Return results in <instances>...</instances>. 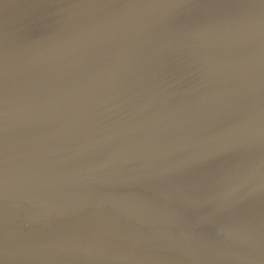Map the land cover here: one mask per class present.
<instances>
[{"label":"water","instance_id":"obj_1","mask_svg":"<svg viewBox=\"0 0 264 264\" xmlns=\"http://www.w3.org/2000/svg\"><path fill=\"white\" fill-rule=\"evenodd\" d=\"M0 264H264V0H0Z\"/></svg>","mask_w":264,"mask_h":264}]
</instances>
